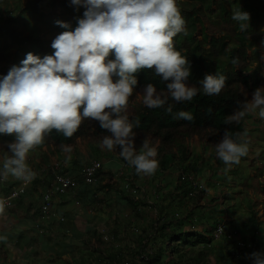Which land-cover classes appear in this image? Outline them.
<instances>
[{
    "label": "trees",
    "instance_id": "16d2710c",
    "mask_svg": "<svg viewBox=\"0 0 264 264\" xmlns=\"http://www.w3.org/2000/svg\"><path fill=\"white\" fill-rule=\"evenodd\" d=\"M25 1L41 2V0H11L0 4V7L5 8L10 16L14 12V5L18 3L16 7L20 8ZM62 1L64 6L62 13L43 23V30L47 36L41 37L39 27L35 28L31 23L29 24L33 30H29L26 36L27 43L37 48L32 53L40 57L52 54L54 52L51 47L52 41L61 32L69 30L58 26L56 21H66L71 29H74L78 19L83 17L85 11L83 6L77 8L71 0ZM177 4L186 21V32L174 38V45L189 60L191 74L186 83L200 87V82L206 75L219 73L226 76L225 87L219 95L209 96L201 92L190 102L175 103L169 99L162 108H148L140 99L144 88L151 83L158 91H164L170 81H163L155 76L152 70H142L137 74L139 83L129 98L127 114L134 124L139 121V126L134 127L137 150L147 138L158 152L159 167L156 173L149 177H152L153 181L160 178L157 182L159 188L154 184L157 190L154 196L156 195L155 198L161 201L157 200L151 205L153 209L151 215L144 214V208L150 205L146 197H138L125 188L127 181L135 185L134 178L140 175L122 157L123 167H120L119 171L116 172L102 165L97 169L92 183H82L83 177L80 171L83 172L85 164L92 159L110 158L111 154L117 155L120 151L119 148L108 151L100 147L103 137L109 133L100 127L98 121L83 120L80 128L71 138L65 137L55 129L45 136L44 143L36 147L41 152L33 151L39 157L33 162H28L36 173L38 169L46 166L52 157L65 162L66 157L72 153V151L64 152L65 146H70L75 152L83 148L89 156L76 159L74 167L77 170L73 167L63 172L72 177L76 175L77 179L73 178L78 180V184L64 193L58 192L57 195L61 196L70 191L73 193L78 188H85L86 194H91L93 197L91 201L95 199L96 202H100L101 199L96 193L106 188L105 191L113 190L117 195L124 197L127 202L126 208L130 211L124 215H116L117 225L113 229L112 240L104 239V235L96 226H89L86 231L87 236L80 239L82 245L75 246L73 243L67 256L62 257L59 254L60 257L56 260L51 259L50 264L59 262L87 264L90 259L97 264H219L228 258V264L234 262L252 264V260L248 258L249 254L264 252V227H262L264 221L259 216L258 207L261 203L264 206V198L261 199L257 191L250 190L251 184L247 183V177L240 174L239 165L228 167L215 153V144L222 140L227 130H230L234 136L242 135L256 146L257 138L251 136L252 130L258 129L260 133H264V119L255 114H246L239 118L238 122L234 121L230 124L225 122L230 115L243 110V102L250 99L255 89L264 86V25L258 28L252 38L247 34L251 26L264 21V0H234L235 8H241L251 16L249 28L242 32L238 23L232 19L233 8L229 0H209L206 6L208 9L204 8L202 0H177ZM10 20L13 22L9 24L7 32L2 31L0 35V77L6 75L11 67L19 66L28 54L21 55L17 59L11 58L10 53L22 44V37L14 26L16 19ZM18 24L23 25L22 28L28 27L25 19L20 20ZM200 30L203 33L202 38L198 37ZM231 30L241 35L234 40L232 38L228 40L229 35L225 36L224 33ZM233 60L237 63L233 64ZM168 104L173 105V114L185 110L190 111L194 118L191 121L174 119L173 114L165 112ZM249 129L251 132L245 135ZM13 140L14 136L0 135V160L10 155L7 144ZM197 145L201 146L200 151L196 150ZM251 148L246 158L255 159L256 155ZM77 156H85V154L79 155L77 152ZM256 167L260 172L262 171L259 163ZM40 175H36L27 187V191L37 190L39 197L43 198L47 187L51 185L49 179L45 180L43 174ZM170 175L172 178H169ZM51 177L53 180L54 175L51 174ZM164 177L172 185V189L166 192H163V185L160 184ZM197 178L204 183L201 189L192 183ZM12 180L10 176L7 180L0 179V195L11 193L16 185ZM239 183L243 189L239 188ZM237 197L246 200L245 206H241L251 213L248 219L241 222L233 221V216L237 212L235 208L238 206ZM25 198V195L21 194L9 209L13 212L18 211L17 208L22 207L26 202ZM34 208H36L35 212L29 214ZM27 213L28 218L42 221L44 216L47 218L49 212L43 210V204L38 206L30 202ZM144 216L147 224L139 226L136 222L140 218L144 219ZM226 216L230 219L229 223L225 225L223 233L216 238L218 226ZM196 225L202 229H196ZM51 227L55 231L59 229L54 225ZM231 228L243 233L242 238L238 240L239 243H235ZM121 233L123 237H119ZM132 233L139 237L137 245L120 244L122 239L126 240V237ZM65 234L64 232L61 238L62 242L65 241L67 235ZM41 236L46 238L48 243L53 241L56 243L50 233L42 231ZM15 237L21 240L18 243L24 240L21 232L16 233ZM78 238L77 235L76 240ZM219 242L221 245L217 251ZM25 244L28 246V243ZM4 245L5 243L2 242L1 252H4ZM58 245L61 244L58 242ZM5 253L6 250L0 255V264L2 259L3 261L4 258L6 259ZM36 253H31L30 256H35ZM213 255L215 263L212 261ZM26 261L21 264H30ZM92 262L90 264H93Z\"/></svg>",
    "mask_w": 264,
    "mask_h": 264
},
{
    "label": "clouds",
    "instance_id": "9594fccd",
    "mask_svg": "<svg viewBox=\"0 0 264 264\" xmlns=\"http://www.w3.org/2000/svg\"><path fill=\"white\" fill-rule=\"evenodd\" d=\"M71 3L85 8L83 17L74 29L66 21H56L58 26L69 30L52 41L54 52L43 57L29 52L19 66L11 67L0 77V135L14 136L7 144L10 155L0 164V179L11 176L24 184L31 183L37 173L28 163L30 151L42 145L45 136L54 129L71 138L85 119L98 121L109 133L100 142L102 149L120 150L110 158H100L102 165L114 161V156L122 165V157L139 177L152 176L159 167L157 148L145 138L137 150L134 127L139 126V121L134 124L127 114L129 98L139 83L137 74L152 70L163 81H170L164 91H158L151 83L144 88L140 99L148 108H162L169 99L175 103L190 102L201 92L219 95L226 76L208 74L200 87L186 83L191 74L189 60L174 45V38L186 32V21L177 0H71ZM62 4L63 1L42 23L61 14ZM232 19L241 31L250 26V13L241 8L233 9ZM198 37H203L201 30ZM242 108L225 122H238L246 114L264 119V86L255 89ZM165 112L173 114V105L168 104ZM173 118L191 121L194 117L190 111L179 110ZM249 144L242 135L234 136L227 130L215 144V153L224 165L231 167L248 156ZM63 151L74 154L70 146ZM65 163L66 170L74 167ZM80 172L83 177L84 170ZM73 177L77 179L76 175ZM139 177L134 178L135 185L127 181L125 188L135 194ZM192 183L197 188L204 187L199 178ZM27 193L26 190L24 195ZM59 197L54 198L51 209ZM40 199L41 206L44 198ZM231 231L234 238L239 236L235 229ZM219 236L217 230L216 238ZM248 258L252 264H264V252H253Z\"/></svg>",
    "mask_w": 264,
    "mask_h": 264
},
{
    "label": "rangeland",
    "instance_id": "374dc122",
    "mask_svg": "<svg viewBox=\"0 0 264 264\" xmlns=\"http://www.w3.org/2000/svg\"><path fill=\"white\" fill-rule=\"evenodd\" d=\"M7 1H11V0H3L0 2V4H4ZM56 1V3L54 4V2ZM62 0H41V4L37 5L36 2L34 1H25L22 5H20V8L16 7L18 6V3L14 5L13 7V11L11 13V15L9 16V14H7L6 9L3 7H0V35H2V31L7 32L8 30V26L11 22H13L12 19H16L14 20L15 25L16 26V31L17 33L22 37L21 41L22 44L19 46V48L14 49L11 53L10 56L13 59H17L19 56H23L24 54L29 53L26 50H31L30 52H32L33 50H37V48H35L33 45L27 43V34L29 32V30H33L31 29V26H29V24H33V26L39 27L38 31H41V37H45L47 36V34L45 33V31L43 30L44 28V24L42 23L45 19H47L49 17L50 14H52V10L55 8V10L57 11L60 7V3ZM230 1V5L231 7L234 9L235 6L233 5L234 0H229ZM209 0H202V4L204 6L205 9L206 6L208 5ZM55 14V13H54ZM25 19L28 23V27L26 26L25 28H22L23 25H19L18 23L20 22V20ZM37 24V26H35ZM264 25V21L259 22L257 25H253L250 27V32H247L248 37L252 38L254 33L258 30V28H262V26ZM264 29V26H263ZM238 30V29H237ZM37 32V31H36ZM240 32H242L240 30ZM239 33V32H238ZM225 36L229 35L228 40H231V38L234 40L236 39L237 35V31L235 30H231L229 32L224 33ZM2 45V43H1ZM31 46L33 48H31ZM249 52L251 53V51L249 50ZM251 132V129L247 130L245 132V135H248ZM251 136L253 138H257V146L255 144L250 143L249 144V148L252 149L253 153L256 155L255 159H252V157H243L240 161V163L238 164L240 166V174H242V176L247 177L248 181L247 183L251 184L250 185V190H254L257 191V193L260 195L261 199L264 198V171H263V167H264V133H260L258 129L256 130H252V134ZM88 148V147H87ZM196 150L200 151L201 150V146L197 145L196 146ZM35 152H40L38 150V148H34L32 151H30L29 155H28V162H33L35 160H37V157L33 156ZM92 151H94L92 149ZM74 154H69L66 157V161L68 163V165H72L74 164L73 158L74 156L76 158L77 157V153L75 154V151H73ZM250 152V150H249ZM79 155L81 154H85V158H88V153L86 152V150H84L83 148L81 149V151H78ZM70 157V158H69ZM81 157V158H82ZM110 162H104L105 168H109V169H113L116 172L119 171L122 167L123 164L120 165V161L114 156ZM52 161L55 160L54 157L51 158ZM2 160H0V164H2ZM257 163H259V167L260 170H262L261 172L257 169ZM121 167V168H120ZM75 170H77L76 167H74ZM121 173V171H120ZM233 175H235L233 173ZM44 179L47 177V173L43 174ZM169 178H172V176L170 175ZM10 179L12 180V183L15 185L16 183V187L18 185L21 184V181L16 180L15 178L10 176ZM139 180V187L137 189V191L135 192L136 196L144 198L146 197V199L149 201L150 205L149 207H151V209H149V207H145L144 208V214L151 215L152 214V204L156 203L157 200L160 202L161 200L156 199V195L154 196V192L156 194V188L153 182V178L146 176V177H139L137 178ZM136 179V181H138ZM160 178L155 179V182H158ZM166 179V180H165ZM162 182L160 184H162L163 188V192H166L167 190H169L170 188L172 189V185L169 183V181H167V178H162ZM157 185V184H156ZM239 188L243 189L241 184L239 183ZM161 189V188H160ZM106 188H104V190L102 191H97V195H99V199H101L100 202H96L95 199H93L92 201H86L83 202V204L79 203L77 204V197H71V201L68 202L66 205L68 206L70 213H71V217L69 214V220L73 222V220L76 219V212L83 209L87 210L90 208L88 206H93V212L94 213H90L89 215L84 214L83 218H81V216L79 215V217L77 218L78 224H76L77 226H75L77 233H67L65 231V229H60L59 228V222H63L64 224H67L68 222H65L64 220L58 221V217H56V219L51 218V219H47L46 216L43 217V220L41 221V223L39 221L30 219V218H26L25 219H21L24 218L23 214H27L28 211V205L30 202H32L34 205L40 204V197L38 195V191L34 190V191H29L28 194L25 195V199L26 202H24L22 207H18V211H14L10 210V207H3L2 211H0V230L5 231V234H0V247L2 246V242H5V238L8 237V234L10 235V233H7V229L11 230L12 229V233H22V236L24 237L23 242H21L22 244H24L23 247V253L21 255V257H19V251L21 250L20 248V243H18L19 240H17L15 242H6L4 245V252L6 251H10L8 253H10L11 255H8V257H10L11 259L9 261L5 260L4 261L2 259L1 264H21V262H23L24 260H27L26 262L30 263L32 262V264H50V260L51 259H58L60 256L59 254L64 257L67 256L69 254V252L72 249V244L75 243V246L77 245H82V240L81 237H86L87 236V228L89 226H96L98 230H100L101 234L104 235V239L108 240H112V236H113V229L116 228V215H124L126 213H129L130 211L126 208V204L127 202L125 201L124 197L117 195L116 192H114L113 190H107L105 191ZM148 190V191H147ZM235 194V193H233ZM29 195V197L27 196ZM66 194H64L65 196ZM90 197H92V195L90 194ZM156 197V198H155ZM29 202V203H28ZM236 202L238 203V206H236V213L233 216V221L234 222H241L242 220H246L249 218L250 214L247 209L244 208V204L246 202L245 199H240V198H236ZM244 205V206H241ZM259 216L261 217V219L264 221V206L263 203H261L259 206ZM16 208V207H15ZM13 209V208H12ZM50 212H52L50 210ZM48 220H50V222H48ZM229 217L226 216L223 221V227H225V225H227L229 223ZM35 221V222H34ZM232 221V220H231ZM48 222V223H47ZM136 222V221H135ZM37 223L39 224L40 229L38 230L37 227ZM139 226H142L143 224H147V219L144 216V219L140 218L137 220L136 222ZM51 225L57 226L59 229L58 230H53ZM26 226V229H24ZM28 227V228H27ZM195 227V226H193ZM262 227H264V223L262 224ZM37 228V229H36ZM202 229L200 226L196 225V229ZM41 230V231H40ZM45 231L47 233L52 234V236L55 238L56 241L59 242V244H61L60 246L55 245V242L53 241L52 243H48L46 238H39L40 234L39 232ZM64 232L67 234H65V241L62 242L61 238H63L64 236ZM238 237H235V243H239L238 240H240L242 238L243 233H241L240 231L238 232ZM63 234V235H62ZM62 235V237H61ZM78 235V240L80 241H75L71 239V237L73 236L74 238H77ZM26 237H27V242H26ZM119 237H123V234H119ZM138 235L132 233L130 234L128 237H126L125 239H122L121 243L123 246L125 245V243H129L131 246H135L137 245L138 242ZM39 239L41 240L39 242ZM21 241V240H20ZM19 241V242H20ZM61 242V243H60ZM12 243H14L12 245ZM28 243V246L27 244ZM16 245V246H15ZM74 245V244H73ZM220 245L221 243L219 242L218 245V249H216L217 251L220 249ZM60 248V249H59ZM4 252H1L0 250V255L3 254ZM19 252V253H18ZM38 252V254L36 253ZM60 252V253H59ZM34 254L36 253L35 256H30V254ZM16 256H13V255ZM19 257V258H17ZM14 258V259H13ZM136 261H137V256L135 257ZM12 260V261H11ZM89 259H86V261H88ZM213 263H215V256L213 255L212 258ZM229 258L225 259L223 262H220L219 264H228ZM92 262V260L90 259V261L87 264H90ZM93 264H97L96 261L92 262ZM58 264H61L60 262ZM234 264H238L237 262H234Z\"/></svg>",
    "mask_w": 264,
    "mask_h": 264
},
{
    "label": "built area",
    "instance_id": "2783aa9c",
    "mask_svg": "<svg viewBox=\"0 0 264 264\" xmlns=\"http://www.w3.org/2000/svg\"><path fill=\"white\" fill-rule=\"evenodd\" d=\"M102 166L101 161L94 160L88 166L84 168L83 174V183L87 184L89 182L94 181L95 173L97 169ZM66 170V163L60 162L56 158L54 161H51L46 166L41 167L37 170V175L41 176L40 174L47 173V177L45 180H50V187H47L44 201H43V210L45 212H50V209L54 203V198L57 196L58 192L64 193L69 188L74 187L78 184V180L74 179L72 175L70 176L63 173ZM51 174L54 175V179L52 180ZM46 182V181H45ZM32 183V182H31ZM24 184L21 181V184L17 187L15 186L9 195L0 196V208L3 207H11L15 200L19 198L21 194H24L27 190V187L31 184ZM223 226H219L218 228V235L223 233ZM128 264V263H125Z\"/></svg>",
    "mask_w": 264,
    "mask_h": 264
},
{
    "label": "crops",
    "instance_id": "0c3cea01",
    "mask_svg": "<svg viewBox=\"0 0 264 264\" xmlns=\"http://www.w3.org/2000/svg\"><path fill=\"white\" fill-rule=\"evenodd\" d=\"M82 149V148H81ZM81 149L79 150V151H81ZM39 151L41 152V150L39 149ZM36 154V153H35ZM33 155V159H34V157H39V156H37V155ZM71 154H73V153H71ZM36 158V159H37ZM75 160H76V157L74 156V158H73V161H74V164H72V165H70L71 167L72 166H74L75 165ZM52 160H51V158H50V161H49V163L51 162ZM48 164V163H47ZM46 164V165H47ZM14 178V177H13ZM86 189L85 188H78V190H76V191H74L73 193L70 191L69 193H67L65 196L64 195H61L57 200H56V204L54 205V207L51 209V213L47 216V219H51V218H53L54 217V219H56V217H58V221H61V220H64L65 222H68L67 224H63V222H59V228L60 229H65V231L67 232V233H74V234H76L77 233V231H76V227L75 226H77L76 224H78V221H77V218L79 217V215L81 216V218H83V216H84V214H86V215H89L91 212L92 213H94L93 212V209H94V207L93 206H88L89 208H90V210L91 211H89V209L87 210V209H81V210H79V211H77L76 212V214H77V216H76V219L75 220H73V222L72 221H70L69 220V214H70V217L72 216L71 215V213H70V210H69V208H68V206L66 205L68 202H70L71 201V197H77L78 199H77V204H79V203H81V204H83V202H85L86 203V201H91V197H90V195L89 194H86ZM29 203V202H28ZM38 206H40V204H38ZM35 210H36V208H34V209H32L31 211H30V213L29 214H31V213H33V212H35ZM28 212V211H27ZM28 214V213H27ZM27 214H26V217H25V214H23V216H24V218H21V219H25L26 220V218H28L27 217ZM30 219H32V218H30ZM35 222V221H34ZM40 223H41V221H39ZM48 222H50V220H48ZM47 222V223H48ZM37 227H38V230L40 229V227H39V224L37 223ZM28 228V227H27ZM24 229H26V226H25V228ZM37 229V228H36ZM7 233H10V235L8 234V237L7 238H5V242L4 243H6V242H15L16 241V238L17 237H15V235H16V233H12L11 231H12V229L11 230H9V229H7ZM41 231V230H40ZM6 232L5 231H2V230H0V234H5ZM11 233H12V235H11ZM15 234V235H14ZM39 234H40V239L41 238H43V236H41V232H39ZM71 238H73V236L71 237ZM39 239V241H41ZM15 240V241H14ZM75 240H76V238H75ZM26 241H27V237H26ZM77 241V240H76ZM57 243V244H56ZM56 243H55V245H58V241H56ZM14 243H12V245H13ZM20 248H21V250H18L19 252V257H21V255H22V253L24 252L23 251V247H24V244H22V243H20ZM16 246V245H15ZM59 246V245H58ZM60 249V248H59ZM8 252H10L9 250L8 251H6V259L5 260H7V261H9L11 258L10 257H8V255H11L10 253H8ZM13 256H16L15 254L13 255ZM19 257H17V258H19ZM14 259V258H13ZM12 261V260H11ZM10 262V261H9Z\"/></svg>",
    "mask_w": 264,
    "mask_h": 264
}]
</instances>
